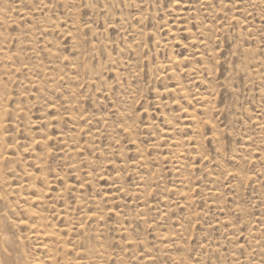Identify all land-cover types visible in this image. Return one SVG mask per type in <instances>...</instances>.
<instances>
[{
  "label": "rangeland",
  "instance_id": "obj_1",
  "mask_svg": "<svg viewBox=\"0 0 264 264\" xmlns=\"http://www.w3.org/2000/svg\"><path fill=\"white\" fill-rule=\"evenodd\" d=\"M2 263L264 264V0H0Z\"/></svg>",
  "mask_w": 264,
  "mask_h": 264
},
{
  "label": "bare ground",
  "instance_id": "obj_2",
  "mask_svg": "<svg viewBox=\"0 0 264 264\" xmlns=\"http://www.w3.org/2000/svg\"><path fill=\"white\" fill-rule=\"evenodd\" d=\"M148 260V259H147ZM3 264V263H2Z\"/></svg>",
  "mask_w": 264,
  "mask_h": 264
}]
</instances>
